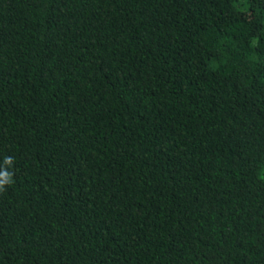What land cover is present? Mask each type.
Segmentation results:
<instances>
[{
  "label": "trees",
  "instance_id": "trees-1",
  "mask_svg": "<svg viewBox=\"0 0 264 264\" xmlns=\"http://www.w3.org/2000/svg\"><path fill=\"white\" fill-rule=\"evenodd\" d=\"M3 172L0 264H264V0H0Z\"/></svg>",
  "mask_w": 264,
  "mask_h": 264
},
{
  "label": "clouds",
  "instance_id": "clouds-1",
  "mask_svg": "<svg viewBox=\"0 0 264 264\" xmlns=\"http://www.w3.org/2000/svg\"><path fill=\"white\" fill-rule=\"evenodd\" d=\"M7 163H11V160L8 159ZM12 182L11 175L8 172L0 173V190H3L5 185H8Z\"/></svg>",
  "mask_w": 264,
  "mask_h": 264
}]
</instances>
